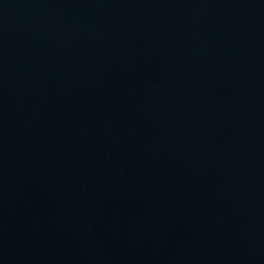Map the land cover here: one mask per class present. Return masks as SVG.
Returning a JSON list of instances; mask_svg holds the SVG:
<instances>
[{"label": "water", "instance_id": "1", "mask_svg": "<svg viewBox=\"0 0 264 264\" xmlns=\"http://www.w3.org/2000/svg\"><path fill=\"white\" fill-rule=\"evenodd\" d=\"M0 264H264V0H0Z\"/></svg>", "mask_w": 264, "mask_h": 264}]
</instances>
